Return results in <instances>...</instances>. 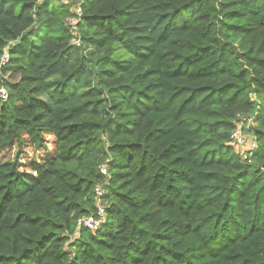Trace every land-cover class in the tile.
Returning a JSON list of instances; mask_svg holds the SVG:
<instances>
[{
    "label": "trees",
    "instance_id": "trees-1",
    "mask_svg": "<svg viewBox=\"0 0 264 264\" xmlns=\"http://www.w3.org/2000/svg\"><path fill=\"white\" fill-rule=\"evenodd\" d=\"M1 90L0 264H264V0H0Z\"/></svg>",
    "mask_w": 264,
    "mask_h": 264
},
{
    "label": "built area",
    "instance_id": "built-area-1",
    "mask_svg": "<svg viewBox=\"0 0 264 264\" xmlns=\"http://www.w3.org/2000/svg\"><path fill=\"white\" fill-rule=\"evenodd\" d=\"M77 13L80 15L81 13L80 8H77ZM7 62H8V54L5 52L2 57L1 64L5 65ZM0 95L2 98L6 97L4 90L0 91ZM241 137H243L245 140V137L241 134L240 129L238 128V130L232 134L233 145H240L239 143H241ZM101 172L103 174L106 173L105 167L102 166ZM95 194H96V206L98 210L97 211L98 218L94 219L93 217H84V218L79 219L77 222V225L79 228L84 227V228L94 231V230H97L100 227V225L104 223V207L101 204V197L103 195V190L101 189V187L95 188Z\"/></svg>",
    "mask_w": 264,
    "mask_h": 264
},
{
    "label": "rangeland",
    "instance_id": "rangeland-1",
    "mask_svg": "<svg viewBox=\"0 0 264 264\" xmlns=\"http://www.w3.org/2000/svg\"><path fill=\"white\" fill-rule=\"evenodd\" d=\"M53 1H56V0H53ZM74 7L75 6H73L71 8V10H73ZM70 22L74 25L76 23V20L75 19H71ZM245 137H246L245 140H244L243 137H241V143H239L240 145H236L235 148H234L235 151H237L238 153H240L242 156H244V154H246V152L248 150H251L252 148H254L252 139L249 138L248 136H245Z\"/></svg>",
    "mask_w": 264,
    "mask_h": 264
}]
</instances>
